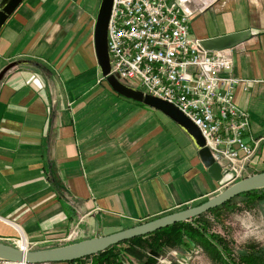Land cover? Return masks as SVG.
Wrapping results in <instances>:
<instances>
[{"label":"crops","instance_id":"0c3cea01","mask_svg":"<svg viewBox=\"0 0 264 264\" xmlns=\"http://www.w3.org/2000/svg\"><path fill=\"white\" fill-rule=\"evenodd\" d=\"M100 2L24 0L1 29L0 70L17 60L36 64L18 66L0 84V240L21 233L32 250L52 249L74 229L80 237L110 235L219 190L178 126L147 123L150 112L137 104L100 111L115 96L95 57ZM184 8L192 40L249 33L225 51L233 77L248 85L235 89L234 100L249 115L245 140L261 139L257 172L264 166V0H187Z\"/></svg>","mask_w":264,"mask_h":264},{"label":"built area","instance_id":"2783aa9c","mask_svg":"<svg viewBox=\"0 0 264 264\" xmlns=\"http://www.w3.org/2000/svg\"><path fill=\"white\" fill-rule=\"evenodd\" d=\"M187 0H114L107 26L110 73L130 87L173 104L200 130L211 157L221 167V187L248 177L261 139L245 140L249 115L239 109L234 92L248 85L232 75L227 51H205L190 38ZM103 80V79H102ZM69 240L79 237L77 229ZM31 251L23 234L0 240ZM177 264H190L188 252L170 253ZM0 264H31L0 259ZM50 264V263H48ZM57 264V263H52Z\"/></svg>","mask_w":264,"mask_h":264},{"label":"water","instance_id":"95a60500","mask_svg":"<svg viewBox=\"0 0 264 264\" xmlns=\"http://www.w3.org/2000/svg\"><path fill=\"white\" fill-rule=\"evenodd\" d=\"M23 1L24 0H0V33L3 26L11 18ZM113 3L114 0H101L93 27L95 57L97 59L102 79L117 96L123 97L135 103L137 102L143 104L145 107L150 109L152 108L173 121L181 131H184L192 145H194L197 150L198 158L201 161L206 174H208L214 182L221 186L223 180L222 169L211 157V154L205 145L202 133L194 126L190 119L184 116V114L173 104L164 102L152 95L150 96L149 94H145L143 91L137 88H132L122 82L120 83L118 79L110 73L111 62L108 54L107 26L111 17L110 13ZM248 34V31H239L238 33L224 35L223 37L203 40L200 42V45L207 52L224 51L226 49L234 48L239 43L245 41ZM32 64L36 63L34 61L17 60L7 64L2 68V70H0V84L9 71L20 65ZM257 189H264V171L257 172L255 175L245 177L242 180L227 186L225 190L219 192L211 198H208L206 201L201 202L197 206L186 207L183 210L172 212L168 215L154 218L151 221L140 223V225L110 233V235L85 239L80 242L53 247L52 249H37L28 252H21L9 244L0 242V259L11 262L26 261L31 264H67V262L94 256L97 253L110 248L112 245L125 242V240L154 233L156 230L169 227V225L189 221L212 210L213 208L224 205V203L228 202V200L242 195V193L257 191Z\"/></svg>","mask_w":264,"mask_h":264},{"label":"trees","instance_id":"16d2710c","mask_svg":"<svg viewBox=\"0 0 264 264\" xmlns=\"http://www.w3.org/2000/svg\"><path fill=\"white\" fill-rule=\"evenodd\" d=\"M51 179L59 197L65 198L61 182L53 176H51ZM243 197L252 203H263L264 189L242 193V195L228 200L224 205L213 208L199 215V217L169 225V227L156 230L154 233L125 240V242L112 245L110 248L94 256L67 263L129 264L131 261H136L137 264H155V260L160 255L166 252L169 253L170 248L176 246L184 251L185 249L190 250L199 247L203 249L213 263L217 264H264V246H244L243 249L236 250L232 248L231 241H227L219 233H213L210 230V221L207 217L216 218L219 210L230 206L234 200ZM171 264L177 263L174 260Z\"/></svg>","mask_w":264,"mask_h":264},{"label":"rangeland","instance_id":"374dc122","mask_svg":"<svg viewBox=\"0 0 264 264\" xmlns=\"http://www.w3.org/2000/svg\"><path fill=\"white\" fill-rule=\"evenodd\" d=\"M132 88L135 89L137 88L140 90V87L138 85H134ZM101 95L104 96V94ZM116 96H117L116 94L115 96L114 95L109 96L107 101L101 105L100 111L105 112L110 105H114L115 103H117L120 113H122L121 112L122 108L125 105H129V104L130 105L137 104L145 107L143 104L137 102L135 103L123 97H119V96L116 97ZM145 108H147V111L150 112L149 116L147 115L145 116L147 123L150 122L149 124L152 125V123L155 121V118H157L158 124L161 127L176 126L174 122L171 121L167 116H164L163 114L152 108L151 109L148 107ZM171 138L175 142L176 146L180 147L181 142L177 140L176 143V140L173 137H170V144L172 145L173 143ZM260 169H262L263 171L264 166L259 167V170ZM259 170H257V172L261 171ZM257 172L256 171L248 172V176L255 175L257 174ZM223 190H225V188L220 186L216 194H218ZM198 203L189 204V207L197 206ZM207 219L210 221V230L213 233L214 232L219 233L227 241H231L232 248H235L236 250L243 249L244 246H253V247L264 246V202L257 204V203H252L247 198L244 197L239 198L234 200L230 206L219 210L217 212L216 218L212 219L210 216H208ZM85 239H90L89 235H83L81 237L79 236L75 240L66 241V243L64 244H71L77 241L80 242L81 240H85ZM169 251H170L169 253L166 252L160 255L155 260V264H171V262L174 261V258L171 257L172 255L170 254L172 251L177 252V254L180 257H183L186 252L190 253L193 258L190 264H217V263H213L207 257L203 249L199 247H195L190 250L185 249L184 251L183 249L175 246L173 248H170ZM129 264H137V262L131 261Z\"/></svg>","mask_w":264,"mask_h":264}]
</instances>
